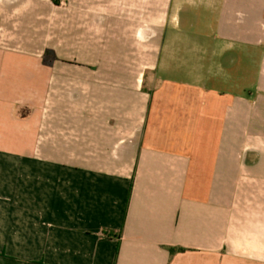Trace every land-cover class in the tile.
Returning a JSON list of instances; mask_svg holds the SVG:
<instances>
[{"label": "crops", "instance_id": "0c3cea01", "mask_svg": "<svg viewBox=\"0 0 264 264\" xmlns=\"http://www.w3.org/2000/svg\"><path fill=\"white\" fill-rule=\"evenodd\" d=\"M0 264H264V0H0Z\"/></svg>", "mask_w": 264, "mask_h": 264}, {"label": "rangeland", "instance_id": "374dc122", "mask_svg": "<svg viewBox=\"0 0 264 264\" xmlns=\"http://www.w3.org/2000/svg\"><path fill=\"white\" fill-rule=\"evenodd\" d=\"M38 63H42V62L36 61V60L28 58V57L20 56L19 57V78L23 81L26 80V77L33 72L32 70L36 69V64H38Z\"/></svg>", "mask_w": 264, "mask_h": 264}, {"label": "built area", "instance_id": "2783aa9c", "mask_svg": "<svg viewBox=\"0 0 264 264\" xmlns=\"http://www.w3.org/2000/svg\"><path fill=\"white\" fill-rule=\"evenodd\" d=\"M61 1H63V0H61Z\"/></svg>", "mask_w": 264, "mask_h": 264}]
</instances>
